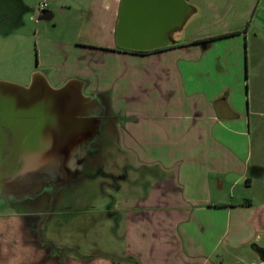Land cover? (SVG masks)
Here are the masks:
<instances>
[{
  "label": "crops",
  "instance_id": "1",
  "mask_svg": "<svg viewBox=\"0 0 264 264\" xmlns=\"http://www.w3.org/2000/svg\"><path fill=\"white\" fill-rule=\"evenodd\" d=\"M119 1L80 8L78 27L102 25L113 41L104 57L49 41L37 26L40 55L28 72L53 88L78 79L84 95L106 100L116 135L110 240L70 245L43 211H0V264H264V0L239 3L242 29L144 54L114 45ZM187 1L195 19L203 14L201 0ZM239 37L243 52L232 43L207 59L214 41Z\"/></svg>",
  "mask_w": 264,
  "mask_h": 264
},
{
  "label": "water",
  "instance_id": "2",
  "mask_svg": "<svg viewBox=\"0 0 264 264\" xmlns=\"http://www.w3.org/2000/svg\"><path fill=\"white\" fill-rule=\"evenodd\" d=\"M187 0H120L114 45L144 53L182 42L184 27L198 15ZM70 78L53 88L38 71L26 85L0 81V202L38 195L52 181L57 188L78 182L90 144L99 140L100 100L83 94ZM264 261V249L259 250Z\"/></svg>",
  "mask_w": 264,
  "mask_h": 264
},
{
  "label": "rangeland",
  "instance_id": "3",
  "mask_svg": "<svg viewBox=\"0 0 264 264\" xmlns=\"http://www.w3.org/2000/svg\"><path fill=\"white\" fill-rule=\"evenodd\" d=\"M89 0H0V81L22 84L28 78V72L37 66L39 59L40 36H34L37 26L34 25V14L38 4L45 3L47 10L54 16L51 27H48L46 38L56 43H67L71 48L73 45H83L86 55L92 57H104L100 49L104 45L113 44L112 39L103 37V28L100 26H86L80 29V8ZM244 0H210L213 8H207L204 1H199V6L203 9V14L190 21L183 29L182 42L187 43L202 36L218 38L226 30L241 28L238 22L239 3ZM93 2V0H92ZM235 3V5L233 4ZM219 3H224L223 7ZM242 12V11H241ZM12 16L9 22L2 23L1 16ZM101 24V23H100ZM40 33V32H39ZM36 34V33H35ZM81 35V38H76ZM233 41V42H231ZM237 50L243 52V37L233 40L214 41L207 49V59L225 56L233 50L234 44ZM56 45L54 46V48ZM67 48L58 46L59 50ZM78 48H76L77 51ZM79 51V50H78ZM82 52V53H83ZM191 64L188 62H178V66ZM201 67L202 64H192ZM30 76V75H29ZM25 81V82H24ZM23 85V84H22ZM87 93V90H84ZM102 156L115 150L116 135L114 129L106 131L104 140L100 143ZM114 157H112L113 159ZM108 161L99 166L100 169L108 170ZM109 172V171H108ZM93 176L91 180L82 179L75 185L68 188H61L57 193L48 196L44 194L35 202H24L22 204H12L15 211H42L53 212L49 221L54 226L56 233L65 231L62 239L67 244L82 243L90 244L96 242L102 244L110 240L107 231L114 223L115 216L109 217L108 211L112 205V193L101 183L105 182L110 175H103L98 170L88 171ZM87 175V173H85ZM0 202V211L11 213L10 207ZM215 234L210 232L209 241L215 240ZM195 238L198 235H194ZM231 239V236H230ZM91 240V241H90ZM117 240V238H115ZM100 246V245H98ZM89 248H82L87 252ZM99 249V248H97ZM90 251V250H89Z\"/></svg>",
  "mask_w": 264,
  "mask_h": 264
},
{
  "label": "flooded vegetation",
  "instance_id": "4",
  "mask_svg": "<svg viewBox=\"0 0 264 264\" xmlns=\"http://www.w3.org/2000/svg\"><path fill=\"white\" fill-rule=\"evenodd\" d=\"M42 4H44L45 6L44 7H40L41 4H38V7L34 11L35 12V14H34L35 16H34V20L33 21H34V25H36L38 27H41V29L43 31H45L46 29H48V27H51V25L53 24L52 21H53L54 16L52 14H50V12L47 10V8H48L47 5L45 3H42ZM0 15H1V13H0ZM1 18H2V16H1ZM144 53H148V52H144ZM26 84L27 83H25V85ZM100 101H102V100L100 99ZM102 103H103L102 104L103 112H102V115L100 116L101 124H100V128H99V140L89 145V147L87 149V152L85 154V157H84L83 165L80 168V173L77 175L78 182H81L82 179L91 180L90 177H93L94 175L93 176L89 175L88 171L89 172H91L92 170L95 171V169L96 170L99 169V171L101 173H103V175L104 174L107 175V177H108V175H110V171H111L110 165H108V167H109L108 170L107 169L104 170V169H100L99 168V166L102 163L104 164L105 161H108V164H110V161L108 160V155L104 154L102 156V151H101L102 149H101V144L100 143L104 140L106 131L108 129H112L113 128L112 126H113V123H114L112 118H111V116L108 113V107H107V104H106V100H103ZM85 173H87V175H85ZM111 178L113 179L112 175H111ZM40 181L44 185H46V187L44 186L42 191L38 195H36L35 198H32V199L25 198L22 201L17 202V203L5 204L6 207H8V208L10 207V212L11 213L17 212V211H15L14 206L12 204H22L24 202H29V201L30 202L31 201L35 202V201H37L38 198H40V196H42L44 194H47L48 196H51L52 194L57 193L59 191V189H61V188H57L55 186V184L52 181H50L49 179L41 178ZM109 181H110V179L108 177V178H106L105 182L101 183V185L102 186H106V188L108 189V182ZM66 188H68V187H66ZM42 211L44 213H46V215H47L46 217H44V220H43L44 221L43 224H45L46 222L49 221L50 215L53 212H47L45 210H42Z\"/></svg>",
  "mask_w": 264,
  "mask_h": 264
},
{
  "label": "built area",
  "instance_id": "5",
  "mask_svg": "<svg viewBox=\"0 0 264 264\" xmlns=\"http://www.w3.org/2000/svg\"><path fill=\"white\" fill-rule=\"evenodd\" d=\"M45 5L44 4H41L40 7H44Z\"/></svg>",
  "mask_w": 264,
  "mask_h": 264
},
{
  "label": "trees",
  "instance_id": "6",
  "mask_svg": "<svg viewBox=\"0 0 264 264\" xmlns=\"http://www.w3.org/2000/svg\"><path fill=\"white\" fill-rule=\"evenodd\" d=\"M132 53H135V52H132ZM136 54H144V53H136Z\"/></svg>",
  "mask_w": 264,
  "mask_h": 264
}]
</instances>
